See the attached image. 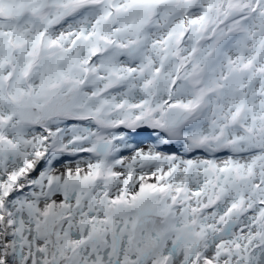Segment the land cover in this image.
Returning a JSON list of instances; mask_svg holds the SVG:
<instances>
[{"label": "snow or ice", "instance_id": "snow-or-ice-1", "mask_svg": "<svg viewBox=\"0 0 264 264\" xmlns=\"http://www.w3.org/2000/svg\"><path fill=\"white\" fill-rule=\"evenodd\" d=\"M0 264H264V0H0Z\"/></svg>", "mask_w": 264, "mask_h": 264}]
</instances>
